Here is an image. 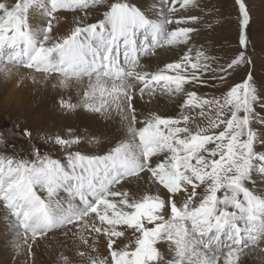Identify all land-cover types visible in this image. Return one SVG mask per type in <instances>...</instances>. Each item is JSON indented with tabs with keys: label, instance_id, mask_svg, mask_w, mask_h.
Wrapping results in <instances>:
<instances>
[{
	"label": "snow or ice",
	"instance_id": "1",
	"mask_svg": "<svg viewBox=\"0 0 264 264\" xmlns=\"http://www.w3.org/2000/svg\"><path fill=\"white\" fill-rule=\"evenodd\" d=\"M234 3L239 47L222 61L196 40L201 0H0V72L43 73L55 110L90 129L0 131L12 149L0 151V219L13 264L21 253L35 264L39 240L60 234L91 251L62 249L58 264H264V195L249 187L264 179V129L252 127L264 125V79L247 71L250 14ZM177 5L187 14L173 19ZM69 12L82 15L58 34ZM170 52L178 58L163 62ZM210 81L226 85L219 96L195 90ZM161 102L178 114L152 107ZM192 112L206 125L193 130ZM49 143L63 159L41 152Z\"/></svg>",
	"mask_w": 264,
	"mask_h": 264
},
{
	"label": "rangeland",
	"instance_id": "2",
	"mask_svg": "<svg viewBox=\"0 0 264 264\" xmlns=\"http://www.w3.org/2000/svg\"><path fill=\"white\" fill-rule=\"evenodd\" d=\"M8 2L11 3V0H8ZM245 3L246 6H248L247 9L250 14V23L247 26V36L249 39L247 57L252 61L251 64L247 66V71H250L252 75L255 74V78L253 75L254 79H264V76H259L258 73H254V70L256 69L255 67L264 66V63L261 60H256L262 52L264 53V50L261 48L262 39L264 38V0H245ZM94 14L99 16L101 13L96 12ZM177 14L179 16L187 13L177 5V13L173 16H176ZM191 14L200 17L199 23L192 25L193 27L199 28V35L196 39L200 38L210 41V46H208L206 51L220 58L222 61L233 56L239 47V17L238 9L234 0H201V8L199 10H192ZM72 15L74 18L75 16L82 14L72 13ZM34 18L37 17L35 15L31 16L32 20H34ZM210 25L211 27H209ZM33 73L37 74L36 72ZM243 75V71L237 72L228 83L239 82ZM45 82H47L45 76L38 77L32 73L29 75H22L11 72L10 74L5 75L3 72H0V131H3L4 129L10 131L13 125L19 123L21 128L28 127L32 129L34 135H39L43 131L66 136L67 126L69 125L73 130L78 129L81 135L87 134L89 128H85L84 125L76 122L75 119L65 118L55 110L52 100L50 98L47 99L48 96L39 95L36 91V86L38 84H46ZM214 83L215 82L210 81V85L206 88H199L197 86L195 90L201 95H206L209 98V95H214L213 93L216 94V89L222 92L226 87V85H221L219 83H215V86H213ZM42 101H44L43 105H41ZM186 114L194 119H191L189 125L194 130L197 121H199L201 117L195 112ZM252 127L257 131L264 129V125L259 124L257 121H253ZM9 140L15 143L17 152L25 156L28 155V153L24 151L22 139H15L14 137L9 136ZM33 143H40V141H33ZM40 150L42 153L46 152L57 159H63L64 156L63 151L57 150L50 143L42 145ZM80 150L83 152L98 151L96 146L88 143L82 144ZM0 151L11 154L12 149L9 147L0 149ZM84 238L85 240L90 241V243L94 240V237L89 233H87ZM4 241L5 240H2L0 236V243L4 244ZM49 245L53 247L49 249L52 250L50 253L52 254L58 247H54L51 243ZM60 247L65 248L64 251L68 249V246L64 247L63 245H60ZM221 247L226 250V244H222ZM71 248L76 249L75 247ZM60 251L61 250L58 251L59 253L55 254L54 262H52L53 264H58ZM28 259L31 263V258L28 257ZM80 261L81 260L77 261L76 264Z\"/></svg>",
	"mask_w": 264,
	"mask_h": 264
},
{
	"label": "bare ground",
	"instance_id": "3",
	"mask_svg": "<svg viewBox=\"0 0 264 264\" xmlns=\"http://www.w3.org/2000/svg\"><path fill=\"white\" fill-rule=\"evenodd\" d=\"M32 16H34V14ZM72 16L73 15L71 12L64 13L61 15L60 24L57 25L58 34L67 33L70 30V28L74 26V18ZM178 17H179L178 14L176 16H173L174 19L178 18ZM36 19L37 18H34V20H36ZM34 20H32V21L35 22ZM196 40L199 41L200 44H202L204 46L205 51H206V49H208V46H210L209 40L200 39V38L196 39ZM261 48H262V50H264V38L262 39V47ZM176 58H178V57L175 56L172 52H170V53H168L167 56H165L163 58V62H171L173 59H176ZM256 60H261L264 63V53L262 52V54ZM8 67H10L12 69L11 70L12 73H18V74H22V75H29L30 73H32L33 75L38 76V77L44 76L43 73L36 72L37 74H35V73H33V72H35L34 70L30 71V70L24 69L23 67H19V68L15 67V66H8ZM260 67H262V66L255 67L256 69L254 70V73H258L259 76H264V66L262 68H260ZM257 68H260V69H257ZM261 71H262V73H261ZM253 75L255 78V74H253ZM256 79H258V78H256ZM259 80H261V79H258L257 81H259ZM45 83L46 84H38L36 86V91L39 93L40 96L45 95V96H48L47 99H49V98L51 99V93L49 91V88L47 87V82H45ZM200 91H202V90H200ZM220 93L221 92L218 91V89H216V94L213 93L214 95H209V98H211L212 96H219ZM145 99H147V96H145ZM43 104H44V101L41 102V105H43ZM152 107L156 108L159 112L165 113L168 115L178 114L176 111L173 110L174 105H172L171 103L161 102L159 105H156L155 103H153ZM261 115H264V113H261ZM192 120H194V119H192ZM76 122L80 123L81 125H84L83 122L80 120H76ZM206 123H207V120L204 118H200V120L197 121V125L199 124L201 126L206 125ZM197 125L195 126V128L197 127ZM195 128H194V130H195ZM105 131H107V129H105ZM249 187H251L255 193L264 195V179L260 178L259 176L256 177L255 183L250 184ZM60 198L64 199V194H62ZM0 216H2V213H0ZM0 233H1V235H0L1 239L5 240L4 244L0 243V248H1L0 249V264H13L12 252H11V248L9 247V244H8L9 230L6 227L5 221L3 219H0ZM87 233H89V232L86 229L82 231L81 234H82L83 238L85 237V235ZM84 240H85V238H84ZM50 243L53 244L54 247H58V248H56V250H54V253H52V254H50L52 250H49V249L53 248L52 246L49 245ZM89 243H90V241H89ZM125 243H126V241H125ZM45 245H46V248H45ZM60 245H63L64 247L68 246V248L75 247L76 249L78 248L79 250H83V251H91L90 249H88V246L83 242V240H81L79 238V236H77L75 239H73V238H71V236L68 238H65L62 234H60L58 237H50V240L40 239V242L34 246L35 264H53L52 262H54L55 254L59 253L58 252L59 250L65 249V248L60 247ZM95 248L97 249L99 255L104 256L107 254V250H106L104 243L102 241H97L95 243ZM76 249H73V251H75ZM91 254L96 255L97 252H92ZM48 257H49V259H48ZM79 260H81V258L76 257V262ZM31 261H32V259H31ZM18 264H32V262L30 263V260L28 259V256L26 253H21ZM78 264H81V261ZM244 264H258V262H257V259L255 257L249 256V257L245 258Z\"/></svg>",
	"mask_w": 264,
	"mask_h": 264
}]
</instances>
